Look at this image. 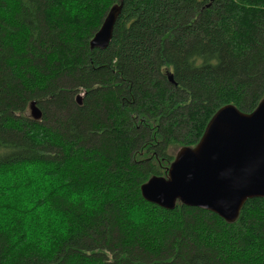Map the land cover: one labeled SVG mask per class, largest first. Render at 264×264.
I'll use <instances>...</instances> for the list:
<instances>
[{
  "label": "trees",
  "instance_id": "16d2710c",
  "mask_svg": "<svg viewBox=\"0 0 264 264\" xmlns=\"http://www.w3.org/2000/svg\"><path fill=\"white\" fill-rule=\"evenodd\" d=\"M206 1L123 0L109 46L91 50L118 0H0V172L33 167L63 186L44 202L62 220L53 253H24L5 223L0 264H264L263 199L230 224L140 192L220 108L264 100V0ZM30 188L36 202L10 192L29 203L12 224L43 201Z\"/></svg>",
  "mask_w": 264,
  "mask_h": 264
},
{
  "label": "water",
  "instance_id": "95a60500",
  "mask_svg": "<svg viewBox=\"0 0 264 264\" xmlns=\"http://www.w3.org/2000/svg\"><path fill=\"white\" fill-rule=\"evenodd\" d=\"M122 4L111 8L93 47L109 46ZM29 109L33 120H41L35 102ZM167 175L141 187L146 201L169 211L179 201L236 221L247 201L264 199V100L252 114L231 105L220 109L196 146L180 148Z\"/></svg>",
  "mask_w": 264,
  "mask_h": 264
},
{
  "label": "rangeland",
  "instance_id": "374dc122",
  "mask_svg": "<svg viewBox=\"0 0 264 264\" xmlns=\"http://www.w3.org/2000/svg\"><path fill=\"white\" fill-rule=\"evenodd\" d=\"M198 2H203L205 0H197ZM207 0L206 2H208ZM179 148H173L171 150L174 153V156L177 155ZM25 173L23 176L20 173ZM40 172L37 171V168H24V170H13V171H2L0 172V215L3 216L4 221L6 223L5 227L8 225L10 226V231L8 233L13 236V244L18 245L19 248H22L24 253H30L31 251H38L53 253V247L56 243L57 237L56 235L50 231L51 229H56L59 227L62 220L59 217H56V220L59 224H55L53 221L54 216L50 214L46 206L44 204L46 195L50 192L59 189L63 192V186L60 188L61 184L59 181L50 180L47 178H43L39 174ZM45 175V173H42ZM30 183V187H35L36 184L43 188L44 191V199L41 201H37L38 207L34 210L33 207L29 208V214L25 218L19 219L18 223L12 224V217L13 213L10 211L14 208V206L18 205L20 207H26L27 204L20 203L19 201L12 202L13 200L10 199V192H14L21 197H25L26 200H32L34 196L28 191H31L30 187H27L25 183L28 185ZM29 186V185H28ZM21 193V194H20ZM14 197V196H12ZM36 202L35 200L29 202ZM39 210L42 215L37 218H34L35 212ZM16 226H18V230H16ZM15 233L19 234L16 235ZM49 254V253H48Z\"/></svg>",
  "mask_w": 264,
  "mask_h": 264
},
{
  "label": "bare ground",
  "instance_id": "6f19581e",
  "mask_svg": "<svg viewBox=\"0 0 264 264\" xmlns=\"http://www.w3.org/2000/svg\"><path fill=\"white\" fill-rule=\"evenodd\" d=\"M118 1H119V4H116V5H120V0H118ZM116 5H115V6H116ZM122 5H123V4H122ZM113 7H114V6H113ZM110 10H111V9H110ZM110 10H109V12H110ZM109 12L107 13L105 19L107 18ZM118 17H119V16H118ZM105 19H104V21H105ZM117 20H118V18H117ZM117 20H116V22H117ZM104 21H103V23H104ZM103 23H102V25H103ZM115 24H116V23H115ZM102 25H101V27H102ZM101 27H100V29H101ZM114 27H115V25H114ZM100 29H99V30H100ZM99 30L94 34L93 38L91 39V41H90V43H89V47H90L91 50H92V49L104 50V49H102L101 47H97V46H94V47H93V46H92V43L96 41V39L98 38V36H99L100 33H101V31H99ZM113 31H114V29H113ZM112 36H113V35H112ZM170 80H172L171 77H170ZM85 94H86V93H82V94L78 95V96H81V97L83 98V99H82V104L79 105V106H82V105H83V101H84ZM78 96H77V97H78ZM77 97H76V103H77ZM262 101H263V100H262ZM262 101H261V102H262ZM261 102H260V103H261ZM30 105H31V104H30ZM30 105H29V108H30ZM227 106H230V105H226V106H223V107H227ZM231 106H232V105H231ZM258 106H259V105H258ZM223 107H222V108H223ZM38 108H39V107H38ZM222 108H220V109H222ZM257 108H258V107H257ZM257 108H256V109H257ZM220 109H219V110H220ZM256 109H255V110H256ZM39 110H41V109L39 108ZM219 110H218V111H219ZM255 110H254V111H255ZM29 111H30V109H29ZM218 111H217V112H218ZM254 111L251 112V113H246V114H252V113H254ZM41 112H42V111H41ZM217 112H216V113H217ZM216 113H215V114H216ZM30 117H31V116H30ZM31 119H32V118H31ZM41 119H42V118H41ZM32 120H33V119H32ZM211 120H212V118H211ZM211 120L209 121V123L211 122ZM33 121H35V120H33ZM39 121H40V120H39ZM39 121H35V122H39ZM209 123H208V124H209ZM207 126H208V125H207ZM206 131H207V127H206V129H205V131H204V134L206 133ZM204 134H203V135H204ZM154 177H155V176H154ZM167 177H168V175L165 176V177H162V178H166V179H167ZM151 178H153V177H151ZM151 178H150V179H151ZM150 179H149V180H150ZM149 180H148V181H149ZM148 181H147V182H148ZM147 182H145L143 185H145ZM143 185H142V186H143ZM142 186H141V187H142ZM140 192H141V196H142V190H141V188H140ZM142 198H143V196H142ZM143 199H144V198H143ZM144 200H145V199H144ZM263 200H264V199H263ZM145 201H146V200H145ZM146 202L151 203V202H149V201H146ZM151 204H153V203H151ZM177 204L182 205L179 201L177 202ZM245 204H246V203H245ZM153 205H156V204H153ZM156 206H157V205H156ZM176 206H177V205H176ZM182 206H184V205H182ZM158 207H159V206H158ZM160 208H161V207H160ZM175 208H176V207H175ZM190 208H191V207H190ZM162 209H163V208H162ZM164 210H166V209H164ZM200 210H202V209H200ZM168 211H169V210H168ZM171 211H173V210H171ZM204 211H205V210H204ZM208 212H209V211H208ZM211 213H212V212H211ZM215 215H216V214H215ZM217 216H218V215H217ZM218 217H219V216H218ZM223 220H224V219H223ZM226 222H227V221H226ZM234 222H235V221H234ZM234 222H233V223H234ZM227 223H229V222H227ZM230 224H232V223H230Z\"/></svg>",
  "mask_w": 264,
  "mask_h": 264
},
{
  "label": "snow or ice",
  "instance_id": "6c2138e0",
  "mask_svg": "<svg viewBox=\"0 0 264 264\" xmlns=\"http://www.w3.org/2000/svg\"><path fill=\"white\" fill-rule=\"evenodd\" d=\"M4 224H5L4 218L2 215H0V229L3 228Z\"/></svg>",
  "mask_w": 264,
  "mask_h": 264
}]
</instances>
